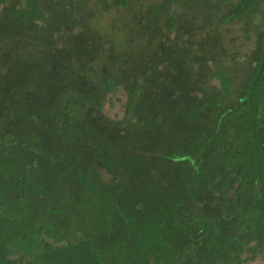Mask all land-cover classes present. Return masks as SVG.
I'll return each mask as SVG.
<instances>
[{
  "label": "trees",
  "instance_id": "1",
  "mask_svg": "<svg viewBox=\"0 0 264 264\" xmlns=\"http://www.w3.org/2000/svg\"><path fill=\"white\" fill-rule=\"evenodd\" d=\"M134 1L0 0V264H264V46L236 88Z\"/></svg>",
  "mask_w": 264,
  "mask_h": 264
},
{
  "label": "rangeland",
  "instance_id": "2",
  "mask_svg": "<svg viewBox=\"0 0 264 264\" xmlns=\"http://www.w3.org/2000/svg\"><path fill=\"white\" fill-rule=\"evenodd\" d=\"M137 1H134L135 6H132L136 13H144V10H146L147 15L150 16L155 15L161 9V0ZM243 3L249 5L245 12L238 13V15L229 14L236 10V6L240 8ZM99 5H97V7H100L98 10L100 11L99 15L103 14L102 17H104V19H100V21H104L101 23L102 27L116 23V18H125L124 12H120L117 7L104 9L101 3ZM168 9V14L175 11L179 14L181 20L183 19L186 23L190 20L194 24V28H196V31H194V37H196L194 52L199 51L198 45L200 48L206 49L208 55L216 56L217 60L209 59L207 61L208 67L215 70L218 62H220L217 70L222 73L226 70L225 78L231 79L235 83L234 87L238 86L240 78L248 74L264 46V0H176L170 3ZM226 14H228L229 20L221 25L218 23V19ZM128 16L126 15V17ZM119 21L123 23V21ZM165 23L166 16L162 12L157 26L164 30ZM107 33H110V31H107ZM171 36L173 35L171 34ZM203 37L205 38L203 39ZM139 40L142 44L146 42L145 38ZM207 87L209 91L214 89L217 93V90L221 87L220 79L211 77ZM118 97L114 98L113 105L108 104L106 106V113L110 117L124 114L125 97L122 94ZM252 263L263 264V259L258 257Z\"/></svg>",
  "mask_w": 264,
  "mask_h": 264
}]
</instances>
